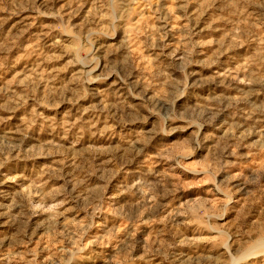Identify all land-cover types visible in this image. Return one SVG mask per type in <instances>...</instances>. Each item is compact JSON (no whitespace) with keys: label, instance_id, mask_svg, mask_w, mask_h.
<instances>
[{"label":"rangeland","instance_id":"1","mask_svg":"<svg viewBox=\"0 0 264 264\" xmlns=\"http://www.w3.org/2000/svg\"><path fill=\"white\" fill-rule=\"evenodd\" d=\"M0 264H264V0H0Z\"/></svg>","mask_w":264,"mask_h":264}]
</instances>
